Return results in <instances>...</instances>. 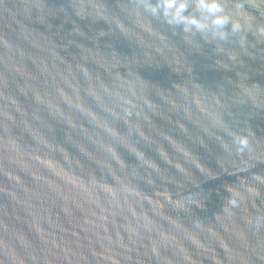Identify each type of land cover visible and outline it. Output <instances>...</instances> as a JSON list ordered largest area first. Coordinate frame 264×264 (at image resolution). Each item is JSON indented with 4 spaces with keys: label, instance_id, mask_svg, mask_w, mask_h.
Listing matches in <instances>:
<instances>
[{
    "label": "water",
    "instance_id": "1",
    "mask_svg": "<svg viewBox=\"0 0 264 264\" xmlns=\"http://www.w3.org/2000/svg\"><path fill=\"white\" fill-rule=\"evenodd\" d=\"M0 264H264V0H0Z\"/></svg>",
    "mask_w": 264,
    "mask_h": 264
}]
</instances>
